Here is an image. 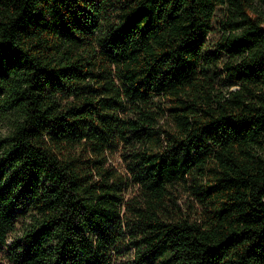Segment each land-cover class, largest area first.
<instances>
[{
	"label": "trees",
	"instance_id": "16d2710c",
	"mask_svg": "<svg viewBox=\"0 0 264 264\" xmlns=\"http://www.w3.org/2000/svg\"><path fill=\"white\" fill-rule=\"evenodd\" d=\"M1 119L0 264H264V0H0Z\"/></svg>",
	"mask_w": 264,
	"mask_h": 264
},
{
	"label": "rangeland",
	"instance_id": "374dc122",
	"mask_svg": "<svg viewBox=\"0 0 264 264\" xmlns=\"http://www.w3.org/2000/svg\"><path fill=\"white\" fill-rule=\"evenodd\" d=\"M9 123L5 119L0 120V137L4 136L8 131ZM173 203L170 205L172 207L171 214H178L180 211L182 214H188L192 219L197 216L198 213L204 211V206L191 195L190 189L182 186H175L173 189ZM175 216V215H174ZM3 254L0 252V261L4 258ZM133 259L130 256L124 257L121 261L117 260L118 263L128 264L131 263Z\"/></svg>",
	"mask_w": 264,
	"mask_h": 264
}]
</instances>
